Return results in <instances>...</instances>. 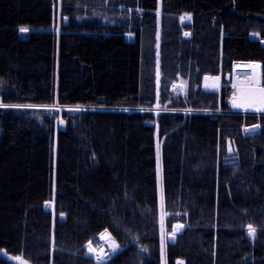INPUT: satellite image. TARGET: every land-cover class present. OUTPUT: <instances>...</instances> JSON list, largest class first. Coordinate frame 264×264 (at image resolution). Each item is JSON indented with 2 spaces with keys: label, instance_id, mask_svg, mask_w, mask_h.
I'll return each instance as SVG.
<instances>
[{
  "label": "trees",
  "instance_id": "trees-1",
  "mask_svg": "<svg viewBox=\"0 0 264 264\" xmlns=\"http://www.w3.org/2000/svg\"><path fill=\"white\" fill-rule=\"evenodd\" d=\"M235 65L264 85V0H0V102L62 107H0V264H98L103 232V264H264V113L205 87Z\"/></svg>",
  "mask_w": 264,
  "mask_h": 264
},
{
  "label": "snow or ice",
  "instance_id": "snow-or-ice-1",
  "mask_svg": "<svg viewBox=\"0 0 264 264\" xmlns=\"http://www.w3.org/2000/svg\"><path fill=\"white\" fill-rule=\"evenodd\" d=\"M187 19H190V16L186 17ZM185 17H181V20H184ZM21 32H27L28 29L27 28H21L20 29ZM189 35V33H185V36ZM157 39H159V36L157 37ZM157 47H159V45H157ZM248 67H258V66H253V65H249ZM159 76V73L157 72V77ZM208 79H210L209 77H205V80L207 81ZM214 80H219V77H215L212 78ZM176 86L174 85V88ZM180 87H183V85H180ZM205 87L208 88L209 85L205 84ZM214 87V85H213ZM4 107H33L32 105H2ZM233 107L234 108H238V109H244L245 111L248 110H253V111H257V112H264V88L258 87V85H253V84H249V87L247 89L246 92H243L241 94V96L237 99L233 100ZM49 111H59L58 108L55 107H49ZM67 111L69 112H79L81 111V108L79 106L74 107V108H68ZM143 111V109H142ZM257 128L259 127V125L256 126ZM252 131L248 128H245V132H249ZM229 151H231V148L229 147L228 149ZM160 200H161V245L163 246L166 242L165 240V227H164V219L165 217L168 215V213L166 211H164V189L163 186L161 184V189H160ZM173 215H179V213H174ZM184 227L183 224H176L173 225L172 230L170 232L167 233V242L170 243H175L176 240V233L179 232L182 228ZM247 229H248V234L249 236H254L256 229L251 225H247ZM88 250L90 253H96V259L98 261V264H103V261L106 258H110V257H106L105 254L103 253L102 250H97L96 248L92 247V242L90 241L89 244L87 245ZM109 247L111 248L112 253H116L119 250V246L115 243V241H113ZM141 251H147L146 248L141 249ZM14 259H16L17 261H20V264H24V262L21 260L20 257H15ZM179 264H182V262H179Z\"/></svg>",
  "mask_w": 264,
  "mask_h": 264
},
{
  "label": "rangeland",
  "instance_id": "rangeland-1",
  "mask_svg": "<svg viewBox=\"0 0 264 264\" xmlns=\"http://www.w3.org/2000/svg\"><path fill=\"white\" fill-rule=\"evenodd\" d=\"M182 17H185V19L184 20H182L183 22L184 21H186V17H187V15H183ZM29 30L25 33V32H21V34H22V36H24V37H27L28 35H29ZM23 33H24V35H23ZM186 33H188V32H186ZM254 37H258V35L256 34V35H253ZM250 63L251 62H242V63H240V64H242L241 66L242 67H248L249 65H250ZM235 68H236V65L234 66V69H233V73L232 74H230V78L232 79L231 80V83H229V84H226L224 81H223V78H221L220 76H217V77H219V80L217 81V80H214V79H212V78H210V79H208L207 81H206V84H208L209 85V87H212V88H219L220 89V87L222 86V85H230V86H232L233 87V92H232V95H231V97H230V104H231V106H232V109L234 110V111H236V112H244V113H264V112H257V111H253V110H248V111H245L244 109H238V108H234L233 107V100L234 99H237V98H239L240 96H241V94L243 93V92H246L247 91V89H248V87H249V84H253V85H258V87H261V88H264V85L262 84V74H261V76L258 78H256L254 81H251V82H248V83H245V82H240V83H244V84H238L237 82H236V75H235ZM261 68H262V66H261ZM246 79V78H245ZM177 85V84H176ZM213 85H214V87H213ZM178 93V88H176V94ZM2 105H5V104H3V103H1L0 102V107H4V106H2ZM25 105V104H24ZM33 106V108H49V107H55V108H58L59 109V111H61V106H59L58 104H52V105H32ZM141 109H149V110H152L154 113H155V117H157V115H158V113L160 112V111H164V110H168V108L166 107V106H152V107H145V108H141ZM189 110H186V112H188ZM218 111H220V110H218ZM59 117H62L61 115L59 116ZM156 120V118H151V120ZM57 126H58V122H57ZM157 150H158V157H159V161H160V163H161V140L159 139V137L157 136ZM161 184H162V175H161V173H160V175H159V190L161 189ZM163 185V184H162ZM159 196H160V194H159ZM176 224H182L181 222H177ZM175 224V225H176ZM164 227H165V229H166V231H165V240H166V242H167V233L168 232H170L168 229H167V227H166V225H165V221H164ZM182 230V229H181ZM181 230L179 231V232H181ZM179 232H177V233H179ZM176 233V234H177ZM105 236L107 235V234H110L109 232H105V233H103ZM116 239L114 238V241H115ZM166 242H165V244H164V248H165V245H166ZM115 243L118 245V243H117V241H115ZM119 246V245H118ZM87 247V246H86ZM119 249H120V247H119ZM88 254H90L88 251L86 252V255L87 256H89ZM114 255V254H113ZM89 257H91L92 259L94 258L95 259V254H92L91 256H89ZM108 259V258H107ZM106 259V260H107ZM106 260H104L103 262H105ZM95 261H96V259H95ZM97 262V261H96ZM98 263V262H97Z\"/></svg>",
  "mask_w": 264,
  "mask_h": 264
},
{
  "label": "built area",
  "instance_id": "built-area-1",
  "mask_svg": "<svg viewBox=\"0 0 264 264\" xmlns=\"http://www.w3.org/2000/svg\"><path fill=\"white\" fill-rule=\"evenodd\" d=\"M212 78H213V76H212ZM90 241L92 242V247L96 248L98 251L102 250L106 257H111L114 254V253H112L111 248L109 247V245L114 241V239L112 238V236L110 234H107L106 236L104 234L98 235V236L94 237L93 239H91ZM89 242H88V244H89ZM86 248H87V251L89 252L88 247H86ZM92 254H95V256H96V253H90L88 255L91 256ZM95 259H96V257H95ZM96 261H97V259H96Z\"/></svg>",
  "mask_w": 264,
  "mask_h": 264
},
{
  "label": "water",
  "instance_id": "water-1",
  "mask_svg": "<svg viewBox=\"0 0 264 264\" xmlns=\"http://www.w3.org/2000/svg\"><path fill=\"white\" fill-rule=\"evenodd\" d=\"M228 79H230V75H228ZM146 124L149 125V126H154L155 125V121L154 120H147ZM256 126L257 125H253V126L248 127V129L252 130V131H249V132L258 131L259 127L257 128ZM66 127H67V120L64 119V118H61L60 121H59V129L60 130H64V129H66ZM63 218H64V214L61 215V219H63Z\"/></svg>",
  "mask_w": 264,
  "mask_h": 264
},
{
  "label": "crops",
  "instance_id": "crops-1",
  "mask_svg": "<svg viewBox=\"0 0 264 264\" xmlns=\"http://www.w3.org/2000/svg\"><path fill=\"white\" fill-rule=\"evenodd\" d=\"M238 84H244V83H238Z\"/></svg>",
  "mask_w": 264,
  "mask_h": 264
},
{
  "label": "bare ground",
  "instance_id": "bare-ground-1",
  "mask_svg": "<svg viewBox=\"0 0 264 264\" xmlns=\"http://www.w3.org/2000/svg\"><path fill=\"white\" fill-rule=\"evenodd\" d=\"M186 21H187V19H186ZM186 21H184V22H186ZM26 33V32H25Z\"/></svg>",
  "mask_w": 264,
  "mask_h": 264
}]
</instances>
